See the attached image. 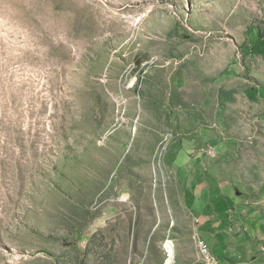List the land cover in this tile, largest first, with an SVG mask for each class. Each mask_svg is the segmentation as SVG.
<instances>
[{"label": "rangeland", "instance_id": "rangeland-1", "mask_svg": "<svg viewBox=\"0 0 264 264\" xmlns=\"http://www.w3.org/2000/svg\"><path fill=\"white\" fill-rule=\"evenodd\" d=\"M253 29L264 0H0V264H209L181 154L264 213V109L221 75Z\"/></svg>", "mask_w": 264, "mask_h": 264}, {"label": "crops", "instance_id": "crops-1", "mask_svg": "<svg viewBox=\"0 0 264 264\" xmlns=\"http://www.w3.org/2000/svg\"><path fill=\"white\" fill-rule=\"evenodd\" d=\"M241 52L221 75L243 80L246 97L264 109V33L251 30ZM179 162L186 204L211 255L219 264H264V213L245 208L232 185L212 183L200 166L187 165L184 155Z\"/></svg>", "mask_w": 264, "mask_h": 264}, {"label": "bare ground", "instance_id": "bare-ground-1", "mask_svg": "<svg viewBox=\"0 0 264 264\" xmlns=\"http://www.w3.org/2000/svg\"><path fill=\"white\" fill-rule=\"evenodd\" d=\"M165 249L169 255L167 263L170 264L172 262V258L174 257V247L170 241H167V243L165 245ZM201 251H202V249H201ZM206 259L208 260L209 264L218 263V261L211 254H210L209 258H206Z\"/></svg>", "mask_w": 264, "mask_h": 264}, {"label": "built area", "instance_id": "built-area-1", "mask_svg": "<svg viewBox=\"0 0 264 264\" xmlns=\"http://www.w3.org/2000/svg\"><path fill=\"white\" fill-rule=\"evenodd\" d=\"M199 246L202 249V255H204L205 258H209L211 253H210L207 245L200 238H199ZM215 264H219V263H215Z\"/></svg>", "mask_w": 264, "mask_h": 264}]
</instances>
